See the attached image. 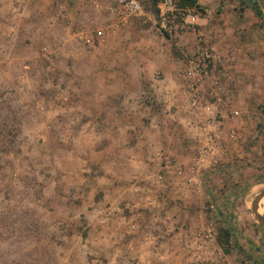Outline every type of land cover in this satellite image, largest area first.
I'll return each mask as SVG.
<instances>
[{"label": "rangeland", "instance_id": "obj_1", "mask_svg": "<svg viewBox=\"0 0 264 264\" xmlns=\"http://www.w3.org/2000/svg\"><path fill=\"white\" fill-rule=\"evenodd\" d=\"M142 1L143 12L113 32L118 17L110 6L115 0H0V264H109L99 253L100 237H113L116 226L115 194L101 191L102 171L108 165L100 152L103 120L123 115L145 120L153 116L150 108L163 112L173 107L163 99L156 103L147 93L149 83L137 85L131 79L173 75L185 88L184 108L196 116L187 81L179 74L190 57L208 45L216 54L214 76L221 79L218 85L213 79L201 84L196 111L208 116L216 106L231 110L222 81L228 66L212 37L199 34V26L192 33L165 34L159 27L162 0ZM196 12L200 18L204 15ZM253 77L264 90V71ZM229 78L234 81L232 74ZM106 90H139L141 96L133 109V100L123 98L121 106L119 97H104ZM105 101L109 107L104 114L100 111ZM251 101L258 107L238 109L237 118L246 116V130L239 131L236 124L226 130L229 138L236 133L237 145L220 153L210 149L221 126L209 129L207 140L188 152L195 159L202 148L211 164L218 159L212 166H221L218 157L230 153L238 174L247 175L233 186H255L247 194L253 199L259 195L264 222V97ZM107 150L111 163L113 148ZM194 164L188 162L186 168L191 171ZM241 213L228 220L227 228L205 224L201 230L234 233L228 243L226 237L218 239L222 252L231 255L230 261L225 253L219 255V264H264L262 222L254 214L253 220L236 221ZM118 233L132 235L126 225ZM189 248L194 250L195 244Z\"/></svg>", "mask_w": 264, "mask_h": 264}, {"label": "crops", "instance_id": "obj_2", "mask_svg": "<svg viewBox=\"0 0 264 264\" xmlns=\"http://www.w3.org/2000/svg\"><path fill=\"white\" fill-rule=\"evenodd\" d=\"M198 2L205 9L198 33L212 37L214 47L228 66L224 69L234 76L231 83L222 77L224 97L231 102V109L248 111L258 107L251 99L264 97V90L259 87L260 80L252 78L264 71L261 69L264 67V0ZM131 80L137 85L149 83V96L152 95L156 103L163 99L173 107H170L172 111L168 107L163 112L147 107L146 111L151 110L148 114L152 112L153 116H145V120L131 116L129 120L121 114L113 120H103L100 152L108 161L107 149L112 147L114 157L109 158L111 163L104 160L108 165L102 171L101 191L107 196L115 194L116 226L113 237H100V255L110 259L109 264H219V255L224 253L230 261L229 251L223 253L221 250L217 229L210 237L199 236V233L206 232L201 230L205 224L227 228L228 220L239 211L242 213L236 221L241 223L245 219L253 220V214L260 219V205L256 201L259 195L253 199L247 194L255 186L248 190L237 189L241 184L233 186L239 176L246 178L247 175L243 169L238 174L230 153L218 157L223 161L222 169L219 165L212 166L211 159L205 160L200 167L194 164L191 171L186 167L188 162L195 161L189 153L192 146L206 141L209 129L224 127L215 134L216 141H211L213 152L229 151V146L237 145V139H230L226 130L228 125L236 124L239 131H245L246 116L232 118L230 110L223 106L206 112L208 116L205 111L197 112L196 109L197 117L192 111L188 113L184 108L185 88L182 90L171 74L158 79L150 74ZM128 93L106 90L104 97H119L121 106L126 101L123 98H130L128 100H133L131 108L135 109L140 91ZM103 105L100 113L105 114L109 106L106 101ZM200 122L207 126L201 127ZM165 157H171V162ZM181 160L183 162L179 163ZM125 225L132 232L129 238L118 233V228L125 229ZM229 232L233 239L234 233ZM194 244L195 249L191 250L189 247Z\"/></svg>", "mask_w": 264, "mask_h": 264}, {"label": "built area", "instance_id": "obj_3", "mask_svg": "<svg viewBox=\"0 0 264 264\" xmlns=\"http://www.w3.org/2000/svg\"><path fill=\"white\" fill-rule=\"evenodd\" d=\"M144 2L142 0H115V3L110 6V10L115 13L118 20L111 27L114 32L119 27L124 26L131 18L140 15L143 12ZM159 8V27L167 35L174 36L179 32H193L196 31L199 25L200 15L195 8H185L180 6L178 0H162L158 4ZM216 62V54L212 47L206 45L200 47L197 52L190 57L185 67L181 70L180 76L187 81V90L190 98L191 108L200 109V86L208 79H213L214 84H220L221 77L214 76V63ZM213 65V66H212ZM223 77L229 78V73H223ZM218 101L221 97L217 96ZM230 115L232 118H237L241 115L238 109H231ZM236 133L232 131L230 138L235 139ZM202 148L199 149L197 157L195 158V165H200L205 162L206 154ZM217 156V154H216ZM218 157V156H217ZM168 162H171V157H165ZM215 164L217 159L213 160ZM163 179V176L160 175ZM211 236L212 231L199 233V236Z\"/></svg>", "mask_w": 264, "mask_h": 264}, {"label": "trees", "instance_id": "obj_4", "mask_svg": "<svg viewBox=\"0 0 264 264\" xmlns=\"http://www.w3.org/2000/svg\"><path fill=\"white\" fill-rule=\"evenodd\" d=\"M180 6L185 7V8H195L198 10L201 14L205 13V9L199 4L198 0H178ZM222 237H226V243H228L229 238H230V232L227 229H223L220 231L218 235V239L222 240Z\"/></svg>", "mask_w": 264, "mask_h": 264}, {"label": "water", "instance_id": "obj_5", "mask_svg": "<svg viewBox=\"0 0 264 264\" xmlns=\"http://www.w3.org/2000/svg\"><path fill=\"white\" fill-rule=\"evenodd\" d=\"M260 220H261V222H262V226H263V229H264V222H263V218H262V217H260Z\"/></svg>", "mask_w": 264, "mask_h": 264}]
</instances>
